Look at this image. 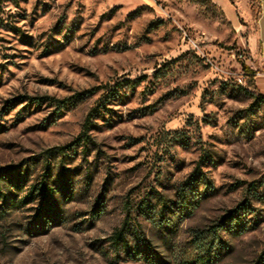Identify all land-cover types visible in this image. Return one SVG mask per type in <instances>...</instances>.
I'll list each match as a JSON object with an SVG mask.
<instances>
[{"label": "rangeland", "instance_id": "rangeland-1", "mask_svg": "<svg viewBox=\"0 0 264 264\" xmlns=\"http://www.w3.org/2000/svg\"><path fill=\"white\" fill-rule=\"evenodd\" d=\"M242 34L209 0H0V264H264Z\"/></svg>", "mask_w": 264, "mask_h": 264}, {"label": "crops", "instance_id": "crops-1", "mask_svg": "<svg viewBox=\"0 0 264 264\" xmlns=\"http://www.w3.org/2000/svg\"><path fill=\"white\" fill-rule=\"evenodd\" d=\"M242 32L254 86L264 96V0H209Z\"/></svg>", "mask_w": 264, "mask_h": 264}, {"label": "trees", "instance_id": "trees-1", "mask_svg": "<svg viewBox=\"0 0 264 264\" xmlns=\"http://www.w3.org/2000/svg\"><path fill=\"white\" fill-rule=\"evenodd\" d=\"M244 70L247 72L246 74L250 79L254 78L255 73L249 68L248 65L245 63L243 64ZM259 99L264 100V96L259 94ZM93 116V113H90L88 115V121L84 126V131L76 138V140L72 143L73 145L79 144L80 142H89L91 140V137L88 135L89 130V119ZM3 183H0V193L3 194V196L6 198L7 194L3 192ZM56 193V188L50 186L46 179L41 180L40 182L33 184L31 186L30 194H39L42 198L44 203L47 206V209L49 211H55L56 205L53 202V196ZM228 222L226 220H223L221 226L228 227L229 229H233L235 231H241L243 228V225L239 223V221H236V219H239V217L235 216L233 213L229 215ZM124 230L121 229L117 231L114 235V243L120 244L121 241H123L124 238Z\"/></svg>", "mask_w": 264, "mask_h": 264}, {"label": "built area", "instance_id": "built-area-1", "mask_svg": "<svg viewBox=\"0 0 264 264\" xmlns=\"http://www.w3.org/2000/svg\"><path fill=\"white\" fill-rule=\"evenodd\" d=\"M247 75V74H246ZM248 76V75H247Z\"/></svg>", "mask_w": 264, "mask_h": 264}]
</instances>
